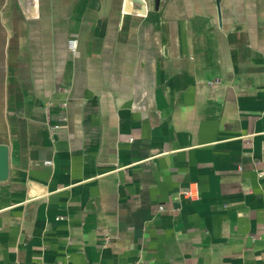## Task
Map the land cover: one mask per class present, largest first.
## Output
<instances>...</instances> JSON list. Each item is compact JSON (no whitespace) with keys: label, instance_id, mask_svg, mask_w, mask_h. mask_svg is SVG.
<instances>
[{"label":"crops","instance_id":"1","mask_svg":"<svg viewBox=\"0 0 264 264\" xmlns=\"http://www.w3.org/2000/svg\"><path fill=\"white\" fill-rule=\"evenodd\" d=\"M0 144V264H264V0H0Z\"/></svg>","mask_w":264,"mask_h":264},{"label":"water","instance_id":"2","mask_svg":"<svg viewBox=\"0 0 264 264\" xmlns=\"http://www.w3.org/2000/svg\"><path fill=\"white\" fill-rule=\"evenodd\" d=\"M8 171V149L6 145L0 144V179L6 177Z\"/></svg>","mask_w":264,"mask_h":264},{"label":"built area","instance_id":"3","mask_svg":"<svg viewBox=\"0 0 264 264\" xmlns=\"http://www.w3.org/2000/svg\"><path fill=\"white\" fill-rule=\"evenodd\" d=\"M76 46H77V40L76 39L71 38L67 41V47H68L70 52H74L76 49ZM262 173H264V172H259V171L257 172L258 176L262 175ZM181 194H182V196H187V197L189 196L190 197V194L187 190H183L181 192ZM158 209H162V207L159 206Z\"/></svg>","mask_w":264,"mask_h":264}]
</instances>
